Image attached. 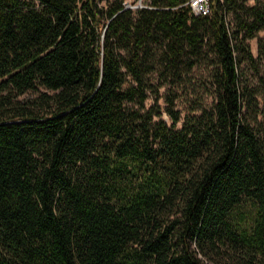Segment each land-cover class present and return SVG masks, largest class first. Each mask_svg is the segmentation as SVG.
Instances as JSON below:
<instances>
[{"label": "trees", "instance_id": "1", "mask_svg": "<svg viewBox=\"0 0 264 264\" xmlns=\"http://www.w3.org/2000/svg\"><path fill=\"white\" fill-rule=\"evenodd\" d=\"M138 1L0 0V264H264V133L240 72L264 1ZM206 61L212 104L182 118ZM164 84L171 122L146 105Z\"/></svg>", "mask_w": 264, "mask_h": 264}, {"label": "rangeland", "instance_id": "2", "mask_svg": "<svg viewBox=\"0 0 264 264\" xmlns=\"http://www.w3.org/2000/svg\"><path fill=\"white\" fill-rule=\"evenodd\" d=\"M140 1V0H139ZM138 1V2H139ZM264 1V0H262ZM248 3L254 4L256 0H249ZM229 22L234 24L233 16L230 14ZM253 55V59H244L240 62L241 78L248 83L249 87L255 92L256 103V125L262 129L264 133V28L255 32L253 37L246 40ZM211 69L209 61L198 63L186 73V85L182 91V96L176 98V108L181 111L182 118L188 111L191 105L200 104L208 107L212 104L214 98V87L212 85ZM167 84L160 86L159 93H151L146 100L147 107L154 104H159L162 111V116L169 122L171 119L165 110V93L167 92ZM44 88L39 90H28L20 97L26 101L37 99ZM186 90V92H185ZM182 123V120L179 124ZM255 124V123H254Z\"/></svg>", "mask_w": 264, "mask_h": 264}, {"label": "built area", "instance_id": "3", "mask_svg": "<svg viewBox=\"0 0 264 264\" xmlns=\"http://www.w3.org/2000/svg\"><path fill=\"white\" fill-rule=\"evenodd\" d=\"M189 2L197 14H209L211 12L210 0H189Z\"/></svg>", "mask_w": 264, "mask_h": 264}, {"label": "water", "instance_id": "4", "mask_svg": "<svg viewBox=\"0 0 264 264\" xmlns=\"http://www.w3.org/2000/svg\"><path fill=\"white\" fill-rule=\"evenodd\" d=\"M131 6H145L143 3H142V0H140L137 4L135 5H132V4H127V7H131Z\"/></svg>", "mask_w": 264, "mask_h": 264}]
</instances>
